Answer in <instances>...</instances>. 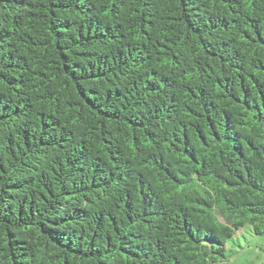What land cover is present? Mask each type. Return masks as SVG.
Segmentation results:
<instances>
[{"label": "trees", "instance_id": "obj_1", "mask_svg": "<svg viewBox=\"0 0 264 264\" xmlns=\"http://www.w3.org/2000/svg\"><path fill=\"white\" fill-rule=\"evenodd\" d=\"M264 236V0H0V264H217Z\"/></svg>", "mask_w": 264, "mask_h": 264}, {"label": "rangeland", "instance_id": "obj_2", "mask_svg": "<svg viewBox=\"0 0 264 264\" xmlns=\"http://www.w3.org/2000/svg\"><path fill=\"white\" fill-rule=\"evenodd\" d=\"M217 264H264V236L243 229L229 241L227 256Z\"/></svg>", "mask_w": 264, "mask_h": 264}]
</instances>
